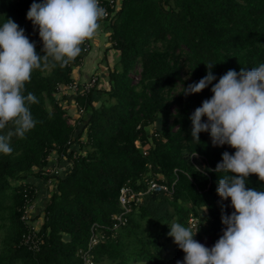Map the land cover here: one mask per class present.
<instances>
[{
  "label": "trees",
  "instance_id": "16d2710c",
  "mask_svg": "<svg viewBox=\"0 0 264 264\" xmlns=\"http://www.w3.org/2000/svg\"><path fill=\"white\" fill-rule=\"evenodd\" d=\"M33 2L0 0V26L13 19L43 57L38 29L27 19ZM105 25L120 68L110 71L101 106L93 105V92L77 97L78 110L89 117L86 155H74L75 126L58 99V88L73 82V70L86 56L84 44L65 67L42 60L25 85L24 94L38 101L28 105L36 123L23 138H11L9 154L0 153V264H82L79 252L87 248L94 225L105 233L92 252L95 264H177L185 253L176 243L170 246V224L189 227L191 214L201 217L194 238L211 248L223 235L222 214L234 211L231 199L217 193L226 173L214 169L225 151L234 155L235 149L213 146L207 132L192 140L190 117L229 69L264 63V0H124ZM205 64L215 65L216 80L185 96V88L208 74ZM9 130L11 125L0 135ZM138 140L150 145L147 156L136 148ZM54 153L72 164L64 177L43 175ZM146 175L176 182L173 193H145L114 236L109 229L123 212L121 189L146 192ZM32 176L51 186L38 252L19 246L26 232L24 194L28 187L37 189L27 182ZM246 187L264 191V182L251 175Z\"/></svg>",
  "mask_w": 264,
  "mask_h": 264
},
{
  "label": "clouds",
  "instance_id": "9594fccd",
  "mask_svg": "<svg viewBox=\"0 0 264 264\" xmlns=\"http://www.w3.org/2000/svg\"><path fill=\"white\" fill-rule=\"evenodd\" d=\"M105 15L100 0H34L27 19L38 29L43 57L13 19L0 26V130L12 126L0 135V153L9 154L11 138H23L35 127L28 105L38 101L33 93L24 94L32 72L49 58L61 67L74 61L82 45L97 35ZM205 66L208 74L185 88V96L201 93L216 80L215 65ZM211 91L213 96L190 117L191 136L200 141V133L207 132L213 146L235 149L234 155L225 151L214 169L226 173L217 193L224 201L231 199L234 211L222 214L223 235L211 248L194 238L199 230L193 233L178 222L169 225L168 235L185 253L177 264H264V191L246 187L251 175L264 182V63L240 72L229 69Z\"/></svg>",
  "mask_w": 264,
  "mask_h": 264
},
{
  "label": "built area",
  "instance_id": "2783aa9c",
  "mask_svg": "<svg viewBox=\"0 0 264 264\" xmlns=\"http://www.w3.org/2000/svg\"><path fill=\"white\" fill-rule=\"evenodd\" d=\"M124 0H100V6L105 9L106 15L100 20V22H106L109 20H112L116 14L119 13L122 4ZM85 46V53L87 54L91 48L90 40L86 41L84 43ZM98 85V78L94 77L91 80L86 81L85 83L79 85L76 82H72L70 84L60 86L58 88V94L66 93L68 91H75L78 95H88L89 93L93 92V90ZM78 106V105H77ZM80 114H84L85 111L83 109H79ZM153 128V127H152ZM155 130L152 129L151 133H154ZM155 137H158L156 135ZM152 142V139H150ZM150 145L143 147V143L141 140L136 141V148L143 151V155H148ZM74 155H79L78 153ZM83 155V154H82ZM68 166L70 171L72 164L70 161H68ZM43 175L51 176L52 178L55 177H63L61 175L60 169H50L47 167L43 170ZM144 183L147 186V191H135L131 186L126 185L123 187L120 191L119 196V203L120 206L123 209V212L117 216L113 217V227L109 230L112 231V234L114 233V236L116 232L121 228L122 226H125L127 224V216L131 213V206L133 203H138L141 201V197L146 193H168L172 194L174 190V184L168 185L167 183L161 182V180H164L161 176L155 177L146 175L144 176ZM53 180H51L52 182ZM49 184V183H48ZM37 195L36 197H34ZM37 197H38V190L34 189L33 187H28L27 191H25L24 194V206L22 209V215H21V222L23 223L24 227L26 228V232L23 234L19 246L22 248H26L29 251L32 252H38L40 250V246L42 243L41 237L39 236V228L35 225L34 220V212L36 208L37 203ZM201 221L199 217H197L195 214H191L188 219V225L192 228L193 232H196L200 228ZM98 231V233H97ZM104 232L99 231V226L94 225L93 226V234L90 238V242L86 249H83L79 252V256L81 259L82 264H95L94 257H93V249L100 243L101 239H103ZM113 236V235H112ZM20 264V263H17Z\"/></svg>",
  "mask_w": 264,
  "mask_h": 264
},
{
  "label": "crops",
  "instance_id": "0c3cea01",
  "mask_svg": "<svg viewBox=\"0 0 264 264\" xmlns=\"http://www.w3.org/2000/svg\"><path fill=\"white\" fill-rule=\"evenodd\" d=\"M100 29L97 35L90 40L91 48L86 54L80 65L73 70V82L81 85L88 80L96 77L98 78V85L93 91V105L95 107L101 106L105 100V92L109 89V74L110 71L120 67L119 57L120 53L114 47L110 37V31L106 28V22H99ZM95 48V51H94ZM93 52V54H91ZM87 66V67H86ZM58 99L61 105L67 111L68 116L72 119V124L75 126V138L72 142V150L75 154L86 155V141L87 132L85 130L88 115L86 112L80 114L77 106V93L75 91H68L66 93L58 94ZM78 140V141H77ZM50 169H60L61 175L64 177L68 174L69 166L67 158L59 159L54 153L49 159ZM27 182L34 185L38 189V197L36 208L34 212V220L37 228L42 224L43 212L49 201L51 186L40 178L29 177ZM206 215V212L204 213Z\"/></svg>",
  "mask_w": 264,
  "mask_h": 264
},
{
  "label": "rangeland",
  "instance_id": "374dc122",
  "mask_svg": "<svg viewBox=\"0 0 264 264\" xmlns=\"http://www.w3.org/2000/svg\"><path fill=\"white\" fill-rule=\"evenodd\" d=\"M94 51H95V48H94ZM91 54H93V52L91 53ZM87 67V66H86ZM118 68H120V67H118ZM140 71V68L138 69V72ZM138 80V77H136V81ZM199 217V216H198ZM200 218V221H201V223H202V219H201V217H199ZM204 218V217H203ZM174 244H175V242H174V238L172 239V241H171V243H170V246L171 247H173L174 246Z\"/></svg>",
  "mask_w": 264,
  "mask_h": 264
}]
</instances>
